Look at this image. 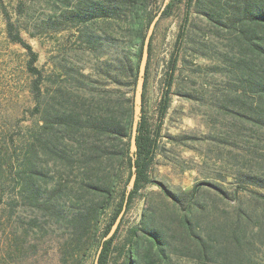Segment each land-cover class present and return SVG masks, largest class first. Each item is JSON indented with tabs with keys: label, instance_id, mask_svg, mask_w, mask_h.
Listing matches in <instances>:
<instances>
[{
	"label": "trees",
	"instance_id": "obj_1",
	"mask_svg": "<svg viewBox=\"0 0 264 264\" xmlns=\"http://www.w3.org/2000/svg\"><path fill=\"white\" fill-rule=\"evenodd\" d=\"M48 2L54 12L62 14L63 19L84 28L87 48L99 53L96 60L99 62L97 71L103 74L101 79L110 77L109 72L116 68L123 69L132 76V89L131 95L126 96L104 83L95 81L99 85H93L92 75L81 71L84 96L71 98L60 86L50 92V86L43 80V69L36 65L37 53L21 35L22 31L31 36L36 34L29 32L28 27L16 24L10 16L11 12L5 10L0 0L7 38L11 43L20 45L28 57L26 70L31 79L27 88L34 98L36 114V119L33 118L19 133L0 126V203L7 188H10L9 200L4 202L7 218L13 215L16 205L27 206L35 213L27 223L28 229L36 227V242L31 245L27 242L29 230L25 228L21 237L14 236V250L24 253L31 247H37L42 242L48 223L53 235L51 249L59 264H81L94 243L98 248L102 245L97 264H168L170 255L176 250L189 255L193 251L192 246L202 254L208 252L207 238L219 241L221 237H229L232 243L240 245L249 222L247 213L242 215L238 211L226 223L228 230L223 233L221 224L214 222L208 227L196 226L199 218L193 223L192 209L184 212L175 209L166 222L161 219L157 207L147 201L140 220L129 228L119 244L115 243V239L122 218L114 234L105 241L101 240L122 208L132 167H135L136 179L127 196L126 208L138 190L150 182L148 167L155 157L161 125L179 70L178 62L183 58L180 51L185 45H190L194 55L199 54L192 45L195 37L189 34L191 12L209 22L220 37L228 35V49L223 52L221 60L226 63L231 82L227 90L229 94L225 96L227 100L221 106L228 109L234 118L264 129V0H169L161 16H169L177 3L184 2L183 21L168 61L153 128H150L143 110L152 36L150 38L134 160L129 154L133 94L143 40L154 18L150 15L149 0ZM59 8L65 11H58ZM19 9L21 2L12 12L15 14ZM126 12L129 14L130 47L120 64L115 65L107 57L101 59L105 56L102 45L109 36L107 31L103 29L98 36H94L89 30L97 20L117 22ZM33 25L40 30L47 29L50 21L43 17ZM248 167L237 172L235 180L238 186L251 193L252 197L264 198L261 192L264 190V170L252 164ZM123 173L126 180L118 208L100 235L102 218L117 192ZM164 194L171 197L172 204L177 207L179 199L168 190ZM225 233L228 235L224 236Z\"/></svg>",
	"mask_w": 264,
	"mask_h": 264
},
{
	"label": "rangeland",
	"instance_id": "obj_2",
	"mask_svg": "<svg viewBox=\"0 0 264 264\" xmlns=\"http://www.w3.org/2000/svg\"><path fill=\"white\" fill-rule=\"evenodd\" d=\"M19 2L21 9L14 14L12 10ZM163 2L149 0L152 17L159 12ZM1 4L11 12L16 24L28 27L29 32L36 34L21 33L38 55L36 65L43 69V80L50 86V92L60 86L71 98L84 96L80 83L82 71L92 75L93 85H99L95 82L98 81L118 93L131 95L132 76L126 70L116 68L109 72L110 77L101 79L103 74L97 71L99 62L96 60L99 53L87 48L84 28L63 19L47 0H1ZM58 11L65 10L59 8ZM183 15L184 2L177 3L169 16L159 18L152 34L143 103L150 128L156 123L168 61ZM43 17L49 19L50 27L37 29L33 24ZM128 19L126 12L117 22L97 20L92 24L89 32L94 36L103 29L109 34L102 45L105 56L101 59L107 57L111 64H120L130 47ZM188 24L189 34L195 37L192 45L199 54L194 55L188 44L180 51L183 58L178 62L179 70L169 96L155 157L148 167L150 182L138 190L125 208L115 243L119 244L129 228L138 223L146 201L157 207L161 219L166 222L175 209L181 212L192 209L193 223L199 218L196 226L208 227L214 222L221 224L223 233L228 230L226 223L240 211L242 215H249L246 234L240 245L232 243L229 237H221L219 241L207 238L208 252L202 254L192 246L189 255L176 250L170 255L168 264H264V198L252 197L235 180L237 172L248 169L249 164L264 170V129L234 118L221 106L227 100L225 96L229 94L227 90L231 82L226 63L221 60L223 52L228 49V35L220 37L211 24L195 12L190 13ZM27 58L20 45L8 40L0 7V126H7L15 133L36 119L35 101L27 88L31 79L26 70ZM125 180L126 174L123 173L117 192L102 218L100 235L118 208ZM165 190L179 199L177 207L172 204L173 199L164 194ZM261 192L264 194V190ZM10 195V188H7L0 203V264H59L51 249L53 235L49 223L37 247L24 253L14 250L12 240L14 236L21 237L25 228L29 230L27 242L30 245L36 242L37 235L36 227L28 229L27 221L35 213L27 206L16 205L13 215L7 218L4 202ZM97 248L94 243L81 264H94Z\"/></svg>",
	"mask_w": 264,
	"mask_h": 264
},
{
	"label": "water",
	"instance_id": "obj_3",
	"mask_svg": "<svg viewBox=\"0 0 264 264\" xmlns=\"http://www.w3.org/2000/svg\"><path fill=\"white\" fill-rule=\"evenodd\" d=\"M168 2H169V0H164L161 10L154 16V18L150 22V24L147 28L144 40H143L142 51H141V56H140V60H139V64H138V72H137V78H136L134 94H133V112H132L131 134H130V144H129V154H130L132 160H134V158H135V151L137 149L136 134H137L138 123L141 119L142 94H143V88H144L146 66H147V61H148V56H149V52H148L149 42H150V38L153 34L155 25L161 16V12ZM132 169H133V172H132L131 177L129 178V181H128L127 186H126L125 198H124L122 208H121L120 212L117 214V216L115 217L114 221L112 222L108 232L102 237L101 241H105V240L109 239L114 234V232L116 231V229H117V227L121 221V218H122L124 211H125V208H126L127 196L129 194L130 190L133 188L134 182L136 179V173L134 172L135 167L133 166ZM101 247H102V245H100L98 250H97V254H96L94 264L98 263L97 259H98V255L100 253Z\"/></svg>",
	"mask_w": 264,
	"mask_h": 264
}]
</instances>
